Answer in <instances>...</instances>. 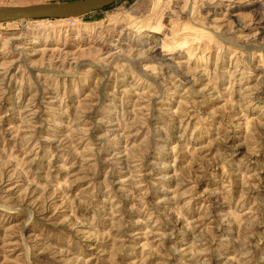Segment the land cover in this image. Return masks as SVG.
<instances>
[{"label":"rangeland","instance_id":"obj_1","mask_svg":"<svg viewBox=\"0 0 264 264\" xmlns=\"http://www.w3.org/2000/svg\"><path fill=\"white\" fill-rule=\"evenodd\" d=\"M0 264H264V0L0 23Z\"/></svg>","mask_w":264,"mask_h":264},{"label":"water","instance_id":"obj_2","mask_svg":"<svg viewBox=\"0 0 264 264\" xmlns=\"http://www.w3.org/2000/svg\"><path fill=\"white\" fill-rule=\"evenodd\" d=\"M117 0H80L67 3L33 4L27 6H0V23L20 20L70 19L100 11Z\"/></svg>","mask_w":264,"mask_h":264},{"label":"bare ground","instance_id":"obj_3","mask_svg":"<svg viewBox=\"0 0 264 264\" xmlns=\"http://www.w3.org/2000/svg\"><path fill=\"white\" fill-rule=\"evenodd\" d=\"M168 9V8H167ZM164 11V10H163ZM163 13V12H162ZM161 16V15H160ZM162 18V17H161ZM159 19V18H158ZM156 20V19H155ZM154 20V21H155ZM159 21V20H158ZM157 23V22H156ZM156 23H153V22H146V21H144V22H141L140 23V25H139V28L141 29V31H146V32H148V33H155V34H157V32L156 31H159V29L157 28L158 26L156 25ZM159 24V23H158ZM161 26V25H160ZM145 32V33H146ZM164 34V33H163ZM167 36V35H166ZM168 37H170V36H167V38ZM163 39H164V37H163ZM165 39H166V37H165ZM168 41V40H167ZM167 41H166V43H167ZM169 44V43H168ZM161 46V45H160ZM161 50H162V48L161 49H157L156 50V55H157V57L158 56H160L161 55Z\"/></svg>","mask_w":264,"mask_h":264}]
</instances>
